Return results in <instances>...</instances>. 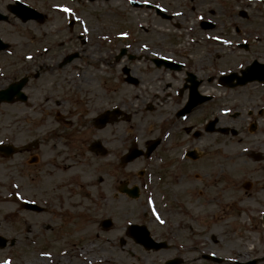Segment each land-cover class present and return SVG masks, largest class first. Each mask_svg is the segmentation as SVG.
I'll return each mask as SVG.
<instances>
[{"label": "rangeland", "instance_id": "1", "mask_svg": "<svg viewBox=\"0 0 264 264\" xmlns=\"http://www.w3.org/2000/svg\"><path fill=\"white\" fill-rule=\"evenodd\" d=\"M13 1L0 0V12L8 15L7 22L0 23V39L9 44L0 53V88L16 77L12 57L26 54L31 58L23 56L27 65L42 63L40 79L26 90L32 99L29 105L40 108L49 87L61 93L69 86L80 97L79 110L89 108L85 103L90 104L87 101L93 94L94 117L110 108L112 102L121 104L129 99L132 118L104 130L94 129V140H100L108 151L105 157L92 159L87 154L68 153L50 137L30 153L0 158V235L15 240L12 247L0 250V264H89L88 257H93L92 264H162L173 257L182 258L184 264H216L201 259L204 254L222 258L221 264L254 259L264 264V122L258 121L257 129L250 134L239 126V119L233 122L226 118L229 127H237V138L230 132L226 137L212 132L199 140L181 134L178 142L203 145L198 148L201 152L193 167L185 169L186 173L174 170L172 161L180 155L165 154L169 165H164L161 173L170 171L175 177L160 181L150 172L148 181L153 187H145L136 200H127L116 192L118 158L113 154L130 139L142 146L165 129L180 127V122L172 124L174 109L170 105L175 98L183 99L175 90L181 89L184 76L157 69L150 62L152 58L181 62L198 79L213 76L214 80L204 82L200 90L215 97L212 107L244 113L257 98L264 100V85L229 91L216 82L220 75L237 71L254 59L256 44L245 51L236 43L247 41L243 25L264 37L261 0H135L162 8L173 16L171 20L159 18L152 10L133 8L131 0H18L46 16L42 21L24 24L8 13ZM70 20L74 21L72 29L68 28ZM201 21H210L214 27L203 30ZM250 29L247 33L252 36ZM260 47L264 51V41ZM121 48L138 57L127 66L140 85L126 83L122 72L125 62L114 61ZM74 52L79 58L68 65L58 64L62 56ZM33 71L38 73L37 69ZM164 95L166 101L162 100ZM20 104L0 105V143L20 145L46 137L40 121L53 117H42L41 109L30 113ZM149 105L152 112L147 110ZM55 111L59 110L53 108L52 116ZM52 126L55 136L61 133L60 126ZM60 150L66 152L64 157L55 156ZM250 150L262 153L263 160L255 163L245 155L239 157L240 152ZM32 155L38 158L35 164L28 162ZM157 156L152 160L155 174L162 161ZM142 166L139 160L128 167L135 171ZM54 173L61 174V180H49ZM244 182L252 186L245 190ZM60 183L62 192L68 190L70 194L65 195L76 201V220L59 218L52 208L48 214L22 209L21 201L41 205L52 198L50 187ZM211 198L214 202L208 207L204 203ZM104 218L113 222L108 231L99 227ZM129 223L146 225L156 240L166 241L170 247L144 251L125 237L124 227Z\"/></svg>", "mask_w": 264, "mask_h": 264}, {"label": "flooded vegetation", "instance_id": "2", "mask_svg": "<svg viewBox=\"0 0 264 264\" xmlns=\"http://www.w3.org/2000/svg\"><path fill=\"white\" fill-rule=\"evenodd\" d=\"M252 47V46H251ZM250 47V49H251ZM257 51L254 52V55L257 57L255 60L259 61L260 63L264 64V51L262 50V47H257ZM261 50V51H258ZM141 58V57H140ZM18 57H14V61L17 60ZM63 59V58H62ZM61 59V60H62ZM129 62V61H128ZM128 62L126 63L125 66L122 68L123 72V77L126 81L127 75H132L131 73V67L127 66ZM131 63V62H129ZM16 68H18V65H20L21 76H25L28 78L27 84H26V90L33 84V82H36L40 79V73H34L32 71L34 69V66H29L25 64L24 62L21 61H16ZM129 70V71H128ZM128 72V73H126ZM134 72V71H133ZM187 71L184 70V75ZM127 82V81H126ZM135 85H138V79L137 82L134 83ZM140 85V84H139ZM170 85H167L169 87ZM31 88V87H30ZM62 92L59 93L56 90H53L51 87H49L45 92L43 93V105L38 108L37 106L31 105L30 110H32L30 113L37 109H41L42 113L44 112L42 117L50 118L53 117L52 120L49 119H42L40 122V127H44L45 131L44 134L46 137H40V139H35L38 146H36L34 149L40 147V143H43L45 140H49L50 137H53V141L57 142L59 141L61 146H63L68 153H75L77 156L81 154H87V156H90L92 159H94V94L89 102L90 104H86L89 106L87 109H81L80 108V97H77V90L74 87H67V88H62ZM68 92H70V95H67ZM174 92V91H173ZM177 97H183L182 100L176 101V98L172 100V104L170 107L174 110H172V115L174 117V121L172 122L173 125H175L177 122H180V127L176 128V125L174 126L173 131H168V129H165L163 132H161L156 138L159 140V146L157 149L154 151V153L147 159L144 158H139L140 162L143 164L142 168L136 169L135 171H132L130 169V165L121 167L119 166V160L120 158L127 152L130 144H131V139L126 146H124L121 150H113V154H116L117 159V170H118V181H117V186H120L122 184H128V185H138L140 188V192L145 188H151L153 187V182L150 183L148 181V178L150 176V172H152L154 175H157L158 180L163 181L164 179L167 180V178H174L175 175L172 174L170 171H164L161 173V169H163V166L168 167L169 162L166 163L165 160V154L169 153V156L174 155H180L179 158H174L172 163L173 169L177 170L182 169L184 173H186L188 168L193 167V162H196L195 160L198 159L199 154L201 151L198 150V148L202 147H196L193 148L192 143L190 141H187L185 143H180L177 141V139L182 138L180 136L183 134V136H188L193 140H199L204 137H207L211 133L206 132L205 130V125L211 121L214 120L216 121L215 126H214V134L215 135H222L219 134L217 129L219 128H226L229 127L227 125V119L226 118H231L230 115L228 114V111H226L222 106H219V108L212 107L211 104L215 101V98L212 96V99L208 102H205L198 106V108L194 109L193 111L187 113L185 116H180L179 111L182 109L184 106V103L186 102V95L185 92H187V83L182 84L181 89H176L175 90ZM202 94H205L201 92ZM208 95V94H206ZM172 96V95H170ZM169 96V97H170ZM211 96V95H210ZM31 98L29 97V100ZM163 101H166L167 99L165 98V95L162 99ZM246 102V101H245ZM18 105V104H16ZM129 105H130V100L129 99H124L121 104L112 102L110 108H118L120 109L123 113L130 114L129 111ZM244 113L241 111H237V116L231 118L233 122L236 121V119L240 120L239 126L242 127L243 129H246L247 133H253L254 130L257 129L258 121L264 122V100L261 98H257L255 101L251 103L250 106H248ZM53 108L58 109L59 111H55L54 115L53 114ZM149 109H152V106H148ZM243 110L245 107L242 108ZM153 110V109H152ZM29 113V114H30ZM197 113V117H196ZM31 115V114H30ZM122 118L124 119V115L121 116V118H118V121L116 123L123 122ZM168 121V120H166ZM52 124H56L57 126L61 127V133L56 135V130L52 126ZM115 124V123H114ZM163 125V124H162ZM188 125V126H186ZM164 127H167L166 125H163ZM232 131L230 133L234 132L233 137L239 136V132H236V128L230 127ZM253 130V131H252ZM241 134H244V132H240ZM262 133V132H261ZM226 137V135H223ZM124 137V136H123ZM243 139H247L248 137L246 135H242ZM237 138V137H236ZM125 139V137H124ZM40 140V141H39ZM190 148V149H189ZM34 149H31L30 152ZM53 149L55 151V145H53ZM26 152V153H30ZM55 153V152H54ZM226 152H222V156H225ZM66 152L63 150L58 151L55 153L56 157H61L65 156ZM157 154L158 160L159 158L162 160L160 162V167L158 170V174H155L157 170L155 169L156 167L152 164V160L154 158V155ZM240 156L245 155V153L240 152ZM250 155V152H249ZM35 156V155H32ZM36 161L33 163L35 164L38 161V158H35ZM136 160V161H139ZM135 161V162H136ZM134 162V163H135ZM156 170V171H155ZM124 172L122 174L121 172ZM153 175V176H154ZM219 178V177H216ZM180 180V179H179ZM178 181V180H177ZM174 185H177L175 183ZM157 186V185H156ZM177 187V186H176ZM62 188V184H55L50 187L52 189L53 197L50 199H45L43 204L41 206L44 208L43 214H48L51 211V208L54 206H60L61 201L59 198H57V192ZM123 197H125L127 200L129 199L126 195L121 194ZM54 201V203L51 204V202ZM118 203L124 204L121 201H118ZM73 209H76V207H73ZM53 213L56 214L55 211ZM79 213V212H78ZM75 210V213L73 215H70L67 211H60L59 218L61 217H66L69 220L70 218H73L76 220L79 217L78 214ZM72 221V220H71ZM49 227V226H47ZM61 230H57L56 234H60ZM184 264V263H183Z\"/></svg>", "mask_w": 264, "mask_h": 264}, {"label": "water", "instance_id": "3", "mask_svg": "<svg viewBox=\"0 0 264 264\" xmlns=\"http://www.w3.org/2000/svg\"><path fill=\"white\" fill-rule=\"evenodd\" d=\"M90 1H94V0H90ZM133 6H142L138 3H132ZM149 7V6H148ZM11 13H13L14 15H16L17 17H20L22 19V21H27L29 19H40L41 15L38 14L36 11L28 8L27 6L22 5L19 2H16V4L14 6H11L10 8ZM158 13V12H157ZM0 20H6L5 16H2L0 14ZM7 47V45L3 44L0 40V51L4 50ZM124 54V51H121V54L119 55V58ZM72 59V57H70L68 59V61H70ZM155 63L157 65L164 63L166 65V63L168 64L167 61L165 60H158L155 61ZM167 66V65H166ZM171 66V65H170ZM241 75L242 76H237L235 74H230L227 75L225 77L221 78V82H223L224 84H227V86L229 87H234V86H242L245 85L246 83L252 82V81H262L264 80V70L263 69H258L255 67V64L251 65L250 67L246 68L245 70L241 71ZM236 79L237 83L235 85L230 84L232 82V80ZM23 83H19L18 85H11L9 86L6 90L0 91V102H11L13 100V96L14 95H18L19 97L22 98V96L19 93L20 88L22 87ZM196 87V85H195ZM195 90H193V94H191L189 96V101L187 103V107H186V111L188 112L192 107H194L196 105L195 99H196V95H195ZM113 113L106 111L104 113H102L101 115H99L96 119H95V124L97 127L99 128H103L109 121H110V117ZM115 114V113H114ZM214 122L210 123V127L213 126ZM209 127V128H210ZM211 130V129H208ZM221 132H226L225 130H222ZM157 142H152L150 144V147L147 151V155L156 147ZM94 149L95 150H100L101 149V144L99 142H95L94 143ZM0 152L5 156H11L13 153V149L11 146H0ZM140 152L137 151L135 149V147H133L132 150H130V152L122 159V163L125 164L129 161H132L134 158H136L137 156H139ZM121 190V189H120ZM132 197H136L137 193L136 192H132ZM23 207L28 209V210H36V206L32 205V204H28V203H24ZM263 225H264V215H263ZM128 235L130 237H132L134 239V241L136 243H140L144 246V248L146 250H150V249H154V250H158L160 248H164L165 244L164 243H154L152 241V239L149 237L148 232L146 231V229L144 227H137V226H129L128 228ZM7 244V240L2 238L0 236V249H3ZM13 242L10 243V245H12ZM211 260L216 261V262H220L219 259H215L214 257H209ZM256 260L247 262L246 264H256ZM166 264H179L178 261H169Z\"/></svg>", "mask_w": 264, "mask_h": 264}, {"label": "bare ground", "instance_id": "4", "mask_svg": "<svg viewBox=\"0 0 264 264\" xmlns=\"http://www.w3.org/2000/svg\"><path fill=\"white\" fill-rule=\"evenodd\" d=\"M195 150H196V149H195ZM59 172H60V171H59ZM72 175H73V174H71L70 176H72ZM50 176H51V175H50ZM50 176H49V180H53V179H56V181L61 180V174H55V173H54L53 177L50 178ZM63 189H64V188L60 189V190H59V193L63 194V192H62ZM205 202H206V203H204V204H206V205L209 207L210 202H214V199L211 198V199H209L208 201H205ZM61 205H62L61 208H60V206L55 207V212H56L57 215L60 214V211H61V212H63V211L65 212V211H67L70 215H73V214L75 213V209H73L72 206H73V207H76V206H77L76 201L65 199V200L62 202ZM209 209H211V208H209ZM217 223H218V222H215V223H213V224L216 225ZM91 248H92V247H91ZM86 261H88L89 264H92L93 261H94V259H93V257H88ZM99 263H101V260L99 261Z\"/></svg>", "mask_w": 264, "mask_h": 264}, {"label": "snow or ice", "instance_id": "5", "mask_svg": "<svg viewBox=\"0 0 264 264\" xmlns=\"http://www.w3.org/2000/svg\"><path fill=\"white\" fill-rule=\"evenodd\" d=\"M65 11H67V10H65Z\"/></svg>", "mask_w": 264, "mask_h": 264}]
</instances>
